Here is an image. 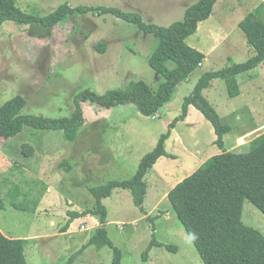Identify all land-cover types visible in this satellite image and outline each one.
Returning <instances> with one entry per match:
<instances>
[{"label": "rangeland", "instance_id": "1", "mask_svg": "<svg viewBox=\"0 0 264 264\" xmlns=\"http://www.w3.org/2000/svg\"><path fill=\"white\" fill-rule=\"evenodd\" d=\"M196 1L13 0L32 15L46 16L64 3L115 7L163 27L183 21L186 7ZM247 13L264 22V0H216L209 18L186 39L205 58L176 86L171 101L155 118L139 114L132 104L103 108L85 100L80 102L84 124L74 141L65 140L61 130L29 127L14 137H0V232L6 238L28 240L26 264H67L70 258L68 264H112L110 247L91 245L81 250L99 218L92 213L89 189L130 179L163 135L167 155L145 175L142 207L133 203L129 191L118 188L101 201L107 236L120 251V264H203L167 193L221 150L211 145L212 125L192 105L184 119L168 125L181 114L184 98L203 74L252 55L238 28L242 15H251ZM98 45L104 49L98 50ZM157 45L155 33L109 14H74L49 28L6 21L0 26V106L21 96L25 101L21 113L64 118L74 110L75 95L84 90L103 95L139 80L155 89L161 78L148 58ZM237 80L236 97L228 96L220 78L202 91L220 123L231 128L223 137L225 150L264 132V60ZM25 145L33 148L31 155H25ZM15 202L27 205V210L15 208ZM242 221L264 236V214L246 199ZM151 241L161 245H150Z\"/></svg>", "mask_w": 264, "mask_h": 264}, {"label": "trees", "instance_id": "2", "mask_svg": "<svg viewBox=\"0 0 264 264\" xmlns=\"http://www.w3.org/2000/svg\"><path fill=\"white\" fill-rule=\"evenodd\" d=\"M215 2L197 0L186 7L183 21L163 27L145 23L137 13L124 12L115 7H71L64 3L48 15L38 16L21 11L13 0H0V26L6 21H13L49 28L74 14L94 13L109 14L136 25L145 33H155L158 45L149 56L148 65L161 78L155 89L139 80L103 95L84 90L75 95L74 110L64 118L23 114L21 111L25 101L21 96H15L0 106V137H14L23 127H29L35 130H61L65 140L74 141L76 132L84 124L80 102L85 100L103 108L132 104L139 114L152 118L171 101L176 86L185 81L205 58L203 53L188 46L186 39L196 33L201 22L209 18ZM238 27L243 31L247 45L252 48V55L242 63L203 74L191 94L184 98L181 114L168 125L172 127L178 120L184 119L192 105L212 125L215 138L211 145L221 150L167 193L177 219L203 264H264V236L242 221L245 199L264 214V132L236 149L225 150L223 137L231 128L220 123L218 115L202 96V91L215 78L224 81L229 97L238 96L237 76L250 72L264 60V22L253 20L250 15ZM97 48L102 51L104 46L98 45ZM166 137L161 136L156 147L142 157L130 179L111 180L89 189L94 198L95 209L92 213L99 216L98 226L81 250L91 245L98 249L110 247L114 254L112 264H120V251L107 236L106 211L101 201L118 188L129 191L133 203L142 207L147 189L145 175L160 157L167 155L164 146ZM24 153L31 155L33 148L25 145ZM38 202L35 201L33 206ZM13 206L21 211L27 210V205L17 202ZM27 243V239L6 238L0 232V264H26L24 249ZM152 244L161 245L151 241Z\"/></svg>", "mask_w": 264, "mask_h": 264}, {"label": "crops", "instance_id": "3", "mask_svg": "<svg viewBox=\"0 0 264 264\" xmlns=\"http://www.w3.org/2000/svg\"><path fill=\"white\" fill-rule=\"evenodd\" d=\"M189 6V5H188ZM247 14H251L252 15V13H247ZM242 17H243V19L246 17V15H242ZM243 19H241L240 21H242ZM239 28V27H238ZM205 56V55H204ZM175 139H178V138H175ZM229 150H232V149H229ZM229 150H227V151H229ZM193 173V172H192ZM98 225L96 224V225H94V228L95 227H97Z\"/></svg>", "mask_w": 264, "mask_h": 264}, {"label": "bare ground", "instance_id": "4", "mask_svg": "<svg viewBox=\"0 0 264 264\" xmlns=\"http://www.w3.org/2000/svg\"><path fill=\"white\" fill-rule=\"evenodd\" d=\"M242 139H243V138H242V137H240V138H239V141H242Z\"/></svg>", "mask_w": 264, "mask_h": 264}, {"label": "built area", "instance_id": "5", "mask_svg": "<svg viewBox=\"0 0 264 264\" xmlns=\"http://www.w3.org/2000/svg\"><path fill=\"white\" fill-rule=\"evenodd\" d=\"M152 118H155V116H153ZM83 229V228H82Z\"/></svg>", "mask_w": 264, "mask_h": 264}]
</instances>
